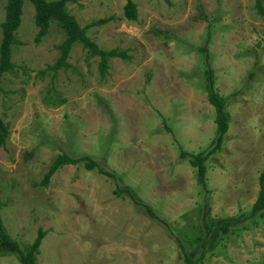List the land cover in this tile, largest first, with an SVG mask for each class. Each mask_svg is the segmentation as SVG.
I'll use <instances>...</instances> for the list:
<instances>
[{"label":"rangeland","instance_id":"1","mask_svg":"<svg viewBox=\"0 0 264 264\" xmlns=\"http://www.w3.org/2000/svg\"><path fill=\"white\" fill-rule=\"evenodd\" d=\"M8 0H0V44ZM50 2L55 0H48ZM264 6V0H261ZM80 0L69 12L101 49L127 51L102 78L82 45L71 67L37 77L60 55L63 32L53 24L36 43L35 9L24 8L13 48L17 75H6L0 117L10 127L0 148L3 221L22 246L46 233L38 264H264V214L226 236L217 234L201 260L215 220L250 214L264 172V17L257 0ZM206 49L217 92L227 99L230 128L208 162L200 187L189 155L208 154L217 137L208 101ZM61 154L88 156L111 176L84 164L66 166L41 186ZM149 206L172 229L152 219ZM0 264H20L13 256Z\"/></svg>","mask_w":264,"mask_h":264},{"label":"trees","instance_id":"2","mask_svg":"<svg viewBox=\"0 0 264 264\" xmlns=\"http://www.w3.org/2000/svg\"><path fill=\"white\" fill-rule=\"evenodd\" d=\"M80 0H8L6 4V16L2 24V39L0 44V92L2 89V82L6 75H17L19 70L25 71V68H19L13 62V48L20 45L18 40V31L23 22L24 8L27 2L31 3L35 9L34 23L38 29L36 37V43L40 44L44 38H46L51 31V27L55 24L64 34V40L57 46L60 52L59 57L53 65L47 66L45 70L39 72L37 77L44 78L47 74L52 73V79L56 80L58 74L62 70H66L71 67L69 63L70 55L73 48L80 44L88 52L89 57L97 59L99 63V70L102 78H105L111 68L110 62L113 59L129 60L127 51H120L113 49L110 51L103 50L99 45L89 37L88 30L94 27H103L113 21L114 18H104L92 22L88 27L83 28L79 24L77 18L73 16L69 10V4H76ZM168 1V0H166ZM258 14L264 17V6L261 0H257L256 5ZM124 16L129 22L138 21V7L134 0H126L124 6ZM206 55L205 72L206 89L208 94V101L214 108L216 113V126L217 137L213 142V147L208 154L189 155L186 153L181 154L183 160L189 159L190 165L197 170V177L200 187L206 195L210 194L207 188V172L208 162L212 156L221 152L224 144L225 137L230 128V116L226 110L227 99L222 97L215 87V72L209 66V55L206 49L202 50ZM10 137L9 125L0 117V148H5ZM84 164L89 170H98L101 174L109 175L99 163L94 161L88 156L74 158L67 154L59 155L53 162L48 172L46 173L41 186L47 188L52 178L66 166H78ZM260 192L254 203L251 213L241 215L237 219L227 220H215L211 217L209 205L206 204L203 213V225L207 234L206 240L202 244V253L200 259L203 260L212 244V240L217 234L226 236L231 233L237 227L244 226L249 221L255 219L257 216L264 214V172L261 174L260 179ZM148 216L155 219L169 229H172L164 220L159 218L155 212L147 205H142ZM3 210V204L0 200V260L3 257L13 256L20 264H38V256L41 252V246L46 233L42 230L39 231L38 236L31 245L22 246L17 240H15L7 230L3 221L1 212ZM182 251L185 255L187 264H194V261L188 256L182 247Z\"/></svg>","mask_w":264,"mask_h":264}]
</instances>
